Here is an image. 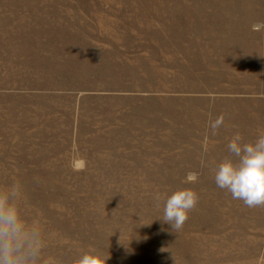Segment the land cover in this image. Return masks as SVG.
Returning a JSON list of instances; mask_svg holds the SVG:
<instances>
[{
  "label": "rangeland",
  "instance_id": "1",
  "mask_svg": "<svg viewBox=\"0 0 264 264\" xmlns=\"http://www.w3.org/2000/svg\"><path fill=\"white\" fill-rule=\"evenodd\" d=\"M257 22L264 0H0V183H23L45 264H264V206L214 181L233 134L264 131ZM178 188L199 199L173 231Z\"/></svg>",
  "mask_w": 264,
  "mask_h": 264
},
{
  "label": "clouds",
  "instance_id": "2",
  "mask_svg": "<svg viewBox=\"0 0 264 264\" xmlns=\"http://www.w3.org/2000/svg\"><path fill=\"white\" fill-rule=\"evenodd\" d=\"M252 30H264V22L253 24ZM223 124V115L210 121L211 135L215 136ZM207 142L206 134L205 147ZM227 150L230 155L214 169L215 184L247 207L264 206V131L252 142H244L242 135L235 132L227 144ZM203 165L204 161L201 160ZM85 166L83 158L74 159V169L83 170ZM198 176L197 172L189 171L183 183H195ZM161 198L159 193L154 195L158 204ZM27 199L24 185L18 178L0 183V264H45V226L40 217L26 212ZM198 199V194L189 188L176 189L165 198L162 221L169 224L173 231L181 230ZM109 258L101 251L90 248L74 264H107ZM261 259L264 260V253Z\"/></svg>",
  "mask_w": 264,
  "mask_h": 264
}]
</instances>
